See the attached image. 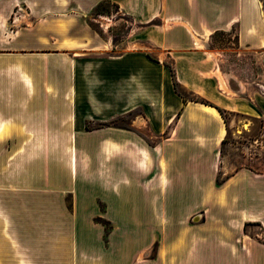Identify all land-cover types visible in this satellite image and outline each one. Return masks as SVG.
Returning <instances> with one entry per match:
<instances>
[{
	"label": "crops",
	"instance_id": "crops-1",
	"mask_svg": "<svg viewBox=\"0 0 264 264\" xmlns=\"http://www.w3.org/2000/svg\"><path fill=\"white\" fill-rule=\"evenodd\" d=\"M102 1L0 0V264H264V173L217 184L216 107L264 117V79L232 90L210 50L235 29L264 62V0H111L140 24L118 54Z\"/></svg>",
	"mask_w": 264,
	"mask_h": 264
},
{
	"label": "rangeland",
	"instance_id": "rangeland-1",
	"mask_svg": "<svg viewBox=\"0 0 264 264\" xmlns=\"http://www.w3.org/2000/svg\"><path fill=\"white\" fill-rule=\"evenodd\" d=\"M85 19L91 30L108 43V53L118 54L127 49L139 47L137 37L140 32V24L134 17L122 11L119 5L113 1L100 2L93 11L87 14ZM236 40L235 29L227 32L217 31L211 35L210 50L219 53L217 59L222 76L234 91L240 87L244 88V86H248V89L251 90L254 88L262 91V86L259 83L264 79V62H261L257 54L240 53L237 50ZM167 63L171 64L169 61ZM181 92L187 99L198 98L210 102L187 90L181 89ZM249 92L251 93V91ZM223 116L227 122L228 134L221 146L220 171L217 178L222 180L226 175L242 168L264 173V117H251L234 111H224ZM115 122L128 125L130 117L126 116ZM172 125L167 129L165 135L169 134ZM108 228H111L110 224H108ZM246 232L264 242L262 223L248 224Z\"/></svg>",
	"mask_w": 264,
	"mask_h": 264
},
{
	"label": "trees",
	"instance_id": "trees-1",
	"mask_svg": "<svg viewBox=\"0 0 264 264\" xmlns=\"http://www.w3.org/2000/svg\"><path fill=\"white\" fill-rule=\"evenodd\" d=\"M171 67V70H172V73H173V77H174V83H175V88H176V90H177V92L179 93V94H182V92H181V86H180V83L178 82V80H177V78H176V74H175V70H174V68L172 67V66H170ZM184 96V95H183ZM185 97V96H184ZM185 100H187L186 99V97H185ZM192 100H195V101H201V102H203V103H206V104H210V105H213V106H215L213 103H211V102H208V101H205V100H203V99H201V100H199L198 98H196V99H192ZM217 108H218V110L224 115V111L225 110H223L222 108H220V107H218V106H216ZM115 121H116V119H113V120H111V121H109V122H107V123H115ZM89 126V125H88ZM225 140V139H224ZM223 140V141H224ZM225 179H220L219 177L217 178V184H222L223 183V181H224ZM248 225V223L246 224V226ZM245 226V227H246Z\"/></svg>",
	"mask_w": 264,
	"mask_h": 264
},
{
	"label": "bare ground",
	"instance_id": "bare-ground-1",
	"mask_svg": "<svg viewBox=\"0 0 264 264\" xmlns=\"http://www.w3.org/2000/svg\"><path fill=\"white\" fill-rule=\"evenodd\" d=\"M220 72V71H219ZM223 86V85H222ZM225 88H226V86H225Z\"/></svg>",
	"mask_w": 264,
	"mask_h": 264
}]
</instances>
